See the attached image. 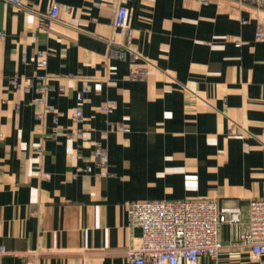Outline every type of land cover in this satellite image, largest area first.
Wrapping results in <instances>:
<instances>
[{"label":"crops","instance_id":"0c3cea01","mask_svg":"<svg viewBox=\"0 0 264 264\" xmlns=\"http://www.w3.org/2000/svg\"><path fill=\"white\" fill-rule=\"evenodd\" d=\"M19 2L0 0V264H129L141 231L125 202L185 200L242 211L196 264H264L239 242L247 202L264 199V8Z\"/></svg>","mask_w":264,"mask_h":264},{"label":"built area","instance_id":"2783aa9c","mask_svg":"<svg viewBox=\"0 0 264 264\" xmlns=\"http://www.w3.org/2000/svg\"><path fill=\"white\" fill-rule=\"evenodd\" d=\"M8 1L20 6L19 0ZM191 1L203 5L210 0ZM232 1L264 8V0ZM58 12V6L53 5L39 16L42 22H52L57 19ZM125 14L123 7L117 8L114 28L126 30ZM255 35L257 39H264V24L258 27ZM125 49L130 51L127 47ZM131 77L139 79L140 73L132 72ZM37 91L43 92L45 88L39 86ZM33 103L40 104L43 100L38 99ZM101 110L111 111L110 104H103ZM44 111L54 112L50 107L44 108ZM74 120H81L80 110L74 114ZM115 128L119 132L127 131L122 125ZM34 150L41 153L39 145H35ZM94 156L101 166L105 164L106 153L103 149L97 148ZM124 206L130 225L141 231L140 237L125 252L129 264H179L180 261L196 264L202 257L216 259L222 248L218 238L220 227L242 221L239 206H224L210 200L125 202ZM239 242L249 248L253 260L264 255V199L247 202V229L240 234ZM5 251L0 244V255Z\"/></svg>","mask_w":264,"mask_h":264}]
</instances>
